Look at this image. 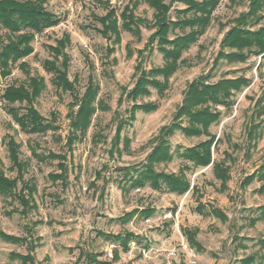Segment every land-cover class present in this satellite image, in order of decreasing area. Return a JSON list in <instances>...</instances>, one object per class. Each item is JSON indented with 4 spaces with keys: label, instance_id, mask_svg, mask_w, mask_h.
Wrapping results in <instances>:
<instances>
[{
    "label": "rangeland",
    "instance_id": "1",
    "mask_svg": "<svg viewBox=\"0 0 264 264\" xmlns=\"http://www.w3.org/2000/svg\"><path fill=\"white\" fill-rule=\"evenodd\" d=\"M133 1L111 0L110 7H107L100 0H47L46 9L59 18V24L35 34L32 41L34 52L25 59L27 71H23L17 63L9 76L0 78V171L11 178L17 177L7 145V136L11 135L20 144L21 159L28 163L24 180H30L37 186L33 193L36 207L26 215L21 212L18 199L0 194V229L15 236H26L29 233L27 228L31 227L34 236L40 238L34 251L39 264H95L88 262L84 255H80L81 252L97 254L98 260L111 261L112 264H165L163 254L174 249L176 261L191 264L188 251L192 248L188 245L189 248L184 249L180 245L184 227L199 228L197 237L204 250L198 252L193 249L195 264H240L238 260L251 253L258 257L253 264H264V259L260 258L264 251L259 249L257 243L259 239L264 241V217H259L254 225L250 224L251 218L259 214L256 208L264 205V191L258 192L264 181L255 179L249 185L242 186L245 177L264 163V127L257 146L250 149L245 131L254 99L264 90V64L257 68L260 57L252 55L246 62L238 63L222 61L211 79L217 81L222 77L239 75L251 79L249 86L236 92L234 106L222 109L220 120L210 128L219 138L214 158L222 160L227 154L230 157L227 161L231 167L230 178L226 190L221 189V180L214 174L212 164L206 168H192L176 152L171 162L158 164L156 168L177 173L185 164L189 166L184 172L191 185L195 186V191L190 190L184 195H175L166 188H139L130 183L122 186L124 172L120 170L145 162L153 148L152 138L163 125L173 120L188 83L210 70L220 50V42L232 26V19L248 10L249 0H220L207 32L183 54L191 65H183L175 72L165 97L159 98L157 92L152 90L150 96L141 100L158 101L160 106L150 113L137 110L136 119L124 130L131 139L129 148H124L121 143L120 152L111 153L116 129L115 115L117 112L128 115L126 110L133 105L126 95L122 103L119 102L122 86H134L137 50L144 47L153 29L143 25L141 39L122 30L121 42L114 44L98 31L102 25L94 15L103 16L111 7L120 13L125 5ZM181 7H184L182 3H175L171 15L174 17L175 9ZM135 14L151 20L153 10L141 1L135 8ZM261 23L264 24V19ZM65 34L70 35V43L66 47L71 58L69 77L75 81L77 93L85 91L89 75H92L100 84L98 99L109 107L96 111L87 134L74 142L71 153L66 139L70 131L68 112L75 93L58 89L52 82V73L43 66L46 59L52 58L48 46L54 45ZM112 46L115 50L109 54L108 47ZM200 46L203 49L200 50ZM129 47L133 50L132 56L128 55ZM162 62V55L154 51L145 63L149 68ZM28 75L45 79L46 88L36 99L35 106L47 119H50L51 112H57L58 130L46 133L22 131L8 113V106L2 98L4 89L8 85L26 83ZM16 106L24 108L19 103ZM204 138L185 137L177 131L171 137L172 149L176 151L178 146L194 145ZM34 151L40 155L49 152L66 155L69 165L66 186L50 176L51 173L60 172L59 159H41L35 156ZM20 188L19 181L17 190ZM199 203L205 206L203 213L197 209ZM147 206L155 209V213L148 217L150 221L141 214L130 221H121L125 213ZM212 206L228 214L229 220L223 221L204 213ZM170 210H178L179 219L165 223L161 214ZM36 221L40 223L35 225ZM126 231L141 236L140 243H130L128 251L99 233L124 234ZM236 235L243 236L246 249L236 246ZM146 244L160 249L162 254H145L143 250ZM109 249L112 256L108 253ZM115 249L119 252L116 260L113 256ZM14 251L25 254L27 248L24 244L6 242L0 238V264H20L19 258L12 259L11 253Z\"/></svg>",
    "mask_w": 264,
    "mask_h": 264
},
{
    "label": "trees",
    "instance_id": "2",
    "mask_svg": "<svg viewBox=\"0 0 264 264\" xmlns=\"http://www.w3.org/2000/svg\"><path fill=\"white\" fill-rule=\"evenodd\" d=\"M100 1L110 7L111 0ZM141 1L153 10L151 20L135 14V8ZM46 2L47 0H0V78L9 76L13 66L17 63L23 71H27L28 63L25 59L34 52L32 41L35 34L59 24V18L46 9ZM177 2L182 3L184 7L176 8L173 17L171 11ZM219 3L220 0H134L131 4L125 5L120 13L115 7H111L103 16L94 15V18L102 25L98 31L114 44L121 42L122 30L141 39L143 25L153 29L144 47L137 50L134 86L132 88L122 86L119 102L122 103L123 96L126 95L133 105L129 110H126L128 115L119 112L115 115L116 129L112 138L111 153L120 152L119 145L121 143L124 144V148H129L131 139L125 135L124 130L136 119L137 110L150 113L156 111L160 106L158 101L144 102L141 100L150 96L152 90L157 92L159 98L165 97L171 87V77L175 72L183 65H191V62L183 57V54L207 32ZM263 9L264 0H249L248 10L232 19V26L229 27L220 42V50L214 58L212 67L206 74L203 73L188 83L183 99L173 114V120L163 125L158 134L152 138L153 148L145 162L139 166L120 168L124 172L121 180L124 182L122 186L130 183L131 186L139 188L144 186H150L153 189L166 188L169 192L178 195H184L190 190L195 191V186L191 185L190 179L184 172L186 168H189L186 164L177 173L156 168L158 164L171 162L176 152L178 157L188 162L192 168H206L212 164L214 174L221 180V189L228 188L231 167L227 161L230 157L227 154V157L222 160L214 158V152L218 150L219 138L217 139V135L210 128L220 120L223 114L222 109H231L234 106L236 92L249 86L251 79L245 75L222 77L217 81H211V79L214 70L225 60L228 63L246 62L254 55L261 59L257 68L264 64V24L261 23L264 19ZM69 43L70 35L65 34L54 45L48 46L52 58L46 59L43 66L46 71L52 73V82L58 89L71 94L75 93L68 112L70 131L66 139L68 151L71 153L74 142L81 140L87 134L96 111L99 108L107 110L109 107L98 99L100 84L92 75H89L85 91L82 94L77 93L75 81L69 77L71 58L66 51ZM201 49H203L202 46H200ZM114 50V46L108 47L109 54ZM154 51L162 55L163 62L161 65L148 68L145 62ZM128 55H133V50L130 47ZM45 88L46 83L42 76L28 75L26 83L8 85L4 89L2 98L8 106L7 111L22 131L46 133L49 130L59 129V126L56 125L57 112H51L50 119H47L35 106L36 99L41 96ZM17 103L24 105V108L16 106ZM263 127L264 90L254 99L252 114L245 127L248 149L257 146L262 136ZM177 131H180L185 137L204 136L205 138L191 146H178L174 151L171 137ZM7 145L12 168L16 170L17 177L11 178L0 171V194L18 199L22 208L21 212L26 215L36 207L33 202V193L37 186L34 182L23 178L28 163L20 157V144L13 136L8 135ZM34 154L41 159L58 158L60 172L51 173L50 176L54 181L60 180L63 185H67L69 165L65 154L49 152L40 155L36 151ZM98 176H101L100 172ZM255 179L264 181V163L245 177L242 186L249 185ZM19 181L21 188L17 190ZM260 191H264V182L263 186L258 189V192ZM197 209L199 213H203L205 206L199 203ZM256 210L259 214L251 218L250 224L252 225L259 217H264V205L257 207ZM154 213L155 209L151 206L142 209L136 208L125 213L121 221H130L137 214L148 218ZM204 213H210L223 221L229 220L223 210L213 206ZM38 223L40 221H36L35 225ZM31 229V227L27 228L29 233L26 236H15L0 229V238L4 241L21 243L26 246L25 254L15 251L11 253L12 259L19 258L20 264H39L34 251L40 238L34 236ZM99 233L107 240L118 242L126 251L130 248L131 242L138 244L141 241V236L132 231H126L124 234ZM183 234L192 249L198 252L204 250L197 237L199 228L184 227ZM243 239V236L236 235L234 241L238 248L246 249L247 246ZM257 243L259 249L264 251V241L259 239ZM150 245L146 244L145 248ZM80 255H84L88 262L95 264H112L111 261L98 260L97 254L81 252ZM113 256L115 260L119 258L118 250H114ZM257 258L256 254L251 253L238 261L240 264H253ZM260 258L264 259V252L260 254Z\"/></svg>",
    "mask_w": 264,
    "mask_h": 264
},
{
    "label": "built area",
    "instance_id": "3",
    "mask_svg": "<svg viewBox=\"0 0 264 264\" xmlns=\"http://www.w3.org/2000/svg\"><path fill=\"white\" fill-rule=\"evenodd\" d=\"M72 1V0H71ZM71 4V2H70ZM161 219L165 222L167 221H170V220H173V221H178L179 219V212L178 210L173 212V211H165L161 214ZM147 221H150L149 218L146 219ZM133 243L134 245H136L135 242H131ZM180 245L184 248V249H188V243H187V240L184 236H182V239H181V242H180ZM150 247V248H149ZM148 248H145L143 250V252L145 254L149 253V252H155L157 255L159 254H162V252H160V249L158 248H155V247H151L149 246ZM174 252H175V249L174 250H170L169 252H167L166 254H163L164 255V260H165V264H181L180 262L176 261L174 259ZM109 255L112 256V250L109 249ZM188 253L190 254V261H191V264H195L196 263V260H195V252L193 249H190L188 251Z\"/></svg>",
    "mask_w": 264,
    "mask_h": 264
},
{
    "label": "crops",
    "instance_id": "4",
    "mask_svg": "<svg viewBox=\"0 0 264 264\" xmlns=\"http://www.w3.org/2000/svg\"><path fill=\"white\" fill-rule=\"evenodd\" d=\"M176 195V194H175ZM227 216H228V214H227ZM229 217V216H228ZM147 219V218H146ZM165 223H167V222H165ZM117 234V233H116Z\"/></svg>",
    "mask_w": 264,
    "mask_h": 264
}]
</instances>
